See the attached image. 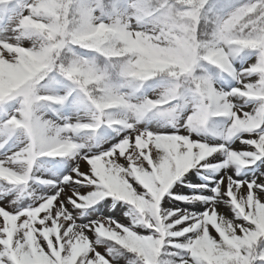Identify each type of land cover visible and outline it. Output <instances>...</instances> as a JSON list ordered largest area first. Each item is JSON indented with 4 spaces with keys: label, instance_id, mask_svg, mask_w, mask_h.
I'll use <instances>...</instances> for the list:
<instances>
[{
    "label": "rangeland",
    "instance_id": "374dc122",
    "mask_svg": "<svg viewBox=\"0 0 264 264\" xmlns=\"http://www.w3.org/2000/svg\"><path fill=\"white\" fill-rule=\"evenodd\" d=\"M210 2L211 0H146L145 3L144 0H0V72L6 71L9 76L3 79L0 77V104H2L0 105V201H8L10 211L20 210L28 205L34 208L49 196V190L52 187L49 185L50 183L69 174L72 162L80 166H83L84 163L81 156H76L74 161L59 157L40 158L39 146H32L27 130L22 127L9 125V128L15 127L16 131L12 136L5 134L6 119H10L13 115L18 120L22 119L16 109L20 107V101L23 99L22 97L9 98L7 93L33 77H39L42 73L46 74L43 78L35 81L36 95L50 97V99H47L43 106L37 104L35 115L41 121L47 122V135L55 137L57 129L62 128L66 123L75 125L95 120L98 122L97 126H107L109 123L119 125L121 121H126L132 129L130 135L135 137V141L130 144L128 140H125L120 145L121 157L131 160V171L141 183L147 184L148 182L145 173L138 167V165L147 167L144 163L143 150L152 145L150 154L153 157L156 156L157 148L168 147L174 148L176 151L177 141L180 138L179 136H163L158 139L156 137L144 139L138 133L145 132V130H159L166 134L178 132L180 136H192V138L210 146L225 145L237 153L254 151L253 146L241 141L255 138V134L249 135L247 131L243 130L244 127L255 128L256 125L264 122V107H262L264 106V55H262L264 41L258 39V37L264 36V13L239 11L242 6L249 4H255L259 8L260 0H219V5L223 6L220 26L227 25L223 33L219 34L217 33V17L212 13L204 15L202 11L204 6ZM81 3L90 10L91 16L95 18L92 21L93 24H98L102 20L105 24L127 25L123 32L118 29L115 32L122 40L129 41L128 46L131 51L108 58L81 48L77 44L71 45L74 52L82 59H94L100 69L108 67L109 82L115 87L116 92L124 97L127 104L140 106L148 101H159L153 105L156 111L168 113L175 109V126L153 113H148L143 120L138 121L133 109L125 111L119 106H112L104 108L103 115H101V110H97L94 106L89 109L74 103L77 92L86 100H88L89 92L97 101H100V97L103 95L98 90L100 86L95 83V76L92 73L86 72L81 77L80 84H74L60 74L61 65L67 67L72 60L77 58L72 51H69V41L72 33L86 19V17L82 18L79 11ZM56 4L60 5V8L55 10L59 13L58 23L65 35H57L54 40H49L47 37L50 26L57 22L56 18L51 15V10ZM74 5L76 7H73ZM193 5L201 9V12H196ZM151 6L158 9L153 15H150V11L148 12V8ZM230 11L235 14L226 15ZM185 13H193V15H185ZM229 20H231V25L226 23ZM25 26L37 34L23 35ZM183 28L189 29V32H183ZM137 33H142L139 40ZM214 33L225 38L216 39ZM233 36L243 42H236L233 40ZM145 37L150 39H145ZM180 37H184L186 42L177 43L176 40ZM168 38H172L171 43ZM53 44L58 47L53 50L51 69H46L27 51L31 49L38 52ZM196 45L201 46L196 48V52L201 57L206 54L205 47L216 52L217 55L213 57L215 63L201 59L195 66H192L191 76L180 73L177 77H172L169 69L175 68L179 73V66L186 63L181 57L174 54V50L180 48L193 56V47ZM123 47L122 43L117 44L118 49ZM162 49L168 51L162 52ZM220 49L223 51L221 52ZM138 59L143 63L136 70L144 73L143 79L123 77L111 72L113 66L129 61L135 64ZM165 63L169 65V68L163 67ZM51 77H55V80H52ZM132 80L142 86L129 87V81ZM83 81H88V83H83ZM197 84L200 85V91L203 92V105H200L201 97L197 91ZM68 87H74L76 91L68 97L62 106L56 102L55 98L64 97L68 92ZM185 92H188L189 95L187 99H182ZM192 94L197 96L195 101L192 99ZM201 107L207 108L211 113L208 130L190 134V129L195 125L196 114L201 110ZM181 108L182 110H180ZM224 111L236 113V117L242 122V126L236 127V129H240L238 132L233 129L236 117H226L221 114ZM244 113H248L249 116H245ZM109 115L112 116L111 122L108 119ZM230 131H233L231 137ZM98 133L102 137L98 144L88 138L89 130L82 129L79 134L63 131L60 133V137L61 139L71 137L73 141L85 146L84 151L95 153L108 147L116 140L113 131L107 127L98 130ZM121 134H127L126 130ZM259 150L264 152V146H261ZM125 153H130V155L126 156ZM223 159L224 157L221 156L220 160L213 161V163H221ZM30 161H34L31 166ZM90 163L96 174L101 176L113 193L126 199L125 196L116 193L118 186L114 181L117 177L121 182L120 173L124 171V168L113 171L121 163L120 157L109 153L107 156L96 157ZM259 164L260 162L257 161L255 165H249L242 173L243 178H264L261 176V172H264V165L257 167ZM224 171L235 176L236 169L233 166L229 169L212 172L210 168H194L186 174L194 179L186 178L183 182H177L173 186V191L176 195L206 194L215 186V182ZM14 173L27 176L24 184L25 196L21 199L11 190V186L18 181V176ZM226 183L227 176H225V185H221L222 189H225ZM123 184L125 189H129L127 182ZM193 184L203 187H191ZM61 188H63L62 184ZM63 195L64 193L61 192V196ZM164 200L173 204L172 209L183 208L185 204H189V202L176 199L175 196L166 195L162 200V208ZM198 203L202 204L203 201ZM51 204L52 202L48 201L40 214H43ZM249 207H251L250 201ZM130 210V205L118 201L116 205H109L107 213L97 212L95 215L97 220L104 223L105 228L115 229V232H112L115 239L120 229L116 228L114 221L117 219L124 224L129 223L131 226L133 217L126 215ZM193 210L195 209L186 211ZM55 211L56 209H53V214ZM89 211L91 212V209ZM223 212L225 215H232L230 206H224ZM0 215L4 216L3 222L12 227L16 226L17 217L5 212H0ZM104 215H110L112 221H108ZM73 216H78V212L74 211ZM23 218L20 217V219ZM254 219L257 227L264 230V206L259 203L255 207ZM81 221L88 222L85 217H81ZM61 223L64 222L61 221ZM76 223L79 224V220ZM148 231L150 230L145 229V234ZM85 234L87 235V233ZM126 242L130 246L138 243L134 237H130ZM203 242L211 243L208 240ZM85 243L74 244L72 259L67 264H73ZM94 243L95 241H93ZM105 243H108L115 253L109 257L112 264H131V261L137 259L122 255L120 253L121 246H118V251L115 252L116 246L111 241ZM105 254L107 255V252ZM176 254H179V251L169 247L166 253H162V256L163 258L173 256L175 258L178 256ZM57 259H59V254H57ZM19 264H50V261L44 253L34 251L31 259L24 258Z\"/></svg>",
    "mask_w": 264,
    "mask_h": 264
},
{
    "label": "snow or ice",
    "instance_id": "6c2138e0",
    "mask_svg": "<svg viewBox=\"0 0 264 264\" xmlns=\"http://www.w3.org/2000/svg\"><path fill=\"white\" fill-rule=\"evenodd\" d=\"M73 7H76V5ZM59 8L60 5L56 4L51 10V15L56 18L57 22L50 26L47 37L49 40H54L57 35H65L58 23L59 13L55 10ZM193 8L196 12H201V9L197 8L196 5H193ZM245 10L264 13V0H260L259 8L255 4H249L239 9V11ZM79 11L82 18L86 17V19L72 33L69 41V51H72L77 58L72 60L67 67L61 65L60 74L74 84H80L81 77L86 72L92 73L95 76V83L100 86L98 90L103 95L100 97V101H97L89 92L87 94L88 100H86L77 92L74 103L89 109L94 106L97 110H101V115H103L102 110L104 108L112 106H119L125 111L133 109L135 118L138 121L143 120L148 113H153L175 126V109L168 113L158 112L153 108V105L157 104L156 101H148L140 106L127 104L124 97L119 95L115 87L109 82L110 71L108 67L100 69L94 59H82L74 52L71 45L78 44L81 48L110 58L112 56L105 52L107 45L102 43L104 37L93 36L92 32L97 28L103 29L105 25L114 31L118 29L120 32L127 28V25L119 23L116 25L105 24L102 20L98 24H93L92 21L95 18L91 16L90 10L82 3L79 5ZM202 11L204 15L214 14L218 20L217 25L220 26L223 6L219 5V0H211L210 3L204 6ZM185 15H193V13H185ZM225 27L227 25L219 27V34L223 33ZM22 34L31 36L37 33L32 32L28 26H25ZM258 39L264 41V36H260ZM242 42L238 41V43ZM57 47L53 44L38 52L31 49L27 51L46 69H51V57L53 50ZM161 51L168 50L162 49ZM174 54L181 57L186 63L179 66V73L175 68H170V75L177 77L180 73H184L191 76L192 66L195 64L193 56L180 48L175 49ZM215 55L217 53L210 50L205 60L212 61L211 58ZM142 63V60L139 59L135 61V64L129 61L113 66L111 72L123 77L143 79L144 73L136 70ZM163 67L169 68V65L165 63ZM45 74L42 73L39 77L27 80L18 88L9 90L7 93L9 98H23L20 101V107L16 109L22 119L18 120L15 115L10 119H6L5 134L12 136L16 131L15 127L9 128V125L22 127L27 130L32 146H39L40 158L59 157L74 161L76 156H81L84 163L83 166H80L72 162L69 174L56 182L50 183L49 185H52V187L49 190V196L34 208L28 205L20 210L10 211L8 201H0V212L17 217L16 226L12 227L3 222L4 216L0 215V264H19L24 258L31 259L34 251L47 255L50 264H67L72 259V248L77 242L86 243L79 255L75 257L73 264H112L109 257L115 255V253L112 247L105 243L106 241H113L116 245L121 246L123 250L134 254L137 259L131 261V264H170L169 261L161 259L162 253H166L169 247L179 251V255L174 258L176 264H209V261L200 253V245L205 240L211 242L212 254L221 258L223 264H264V230L257 227L254 219L256 204L259 203L264 206V178L246 179L242 176L249 165H255L257 161L260 162L257 167L264 165V152L259 150L261 146H264V122L256 125L255 128L252 126L243 128L249 135L255 134V138L241 141L253 146L254 151L241 153L230 150L221 144L210 146L192 138V136H180L178 132L166 134L159 130H145V132L138 133L144 139L148 137L158 139L163 136L180 137L175 152L157 148L156 156L153 157L150 154L152 145L143 150L144 163L147 167L139 165L138 167L141 168L148 179L147 184H144L137 180L132 173L131 160L121 157L120 145L125 140H128L130 144L135 141V137L130 135L132 129L126 121H121L119 125L109 123L107 126H97L98 122L95 120L90 123H77L75 125L66 123L62 128L57 129L55 137L47 135V122L41 121L35 115L37 104L43 106L46 100L43 102L39 100L34 86L35 81L43 78ZM51 79L55 80V77H51ZM83 83H88V81H83ZM128 86L136 88L142 85L132 80L129 81ZM247 87L250 88L251 86ZM75 91L74 87H68L67 94L64 97H56V102L63 106L68 97ZM197 91L201 97L200 105H203V92L200 91V87H197ZM188 95L189 93L185 92L181 98L187 99ZM192 99L193 101L197 99L196 94H192ZM210 114V110L201 107V110L196 114L195 125L192 126V129L197 130L196 132L207 131ZM223 115L236 117V113H230L229 111H224ZM244 115L249 116L248 113H244ZM108 119L111 122L112 116L109 115ZM237 119L239 120L236 117L234 122ZM189 123L191 124V120ZM105 127L113 131L116 140L108 147L95 153L84 151L85 146L73 141L71 137L66 139L60 137V133L63 131L79 134L82 129L89 130L88 138L98 144L102 139L98 130ZM233 129L235 132L240 130L235 127ZM125 130L127 134H121ZM231 135H233V131H230V137ZM109 153L120 157L121 163L113 171L124 168V171L120 173L121 183L127 182L129 191L133 194L132 199H123L121 196L114 194L101 179V176L94 171L90 161L96 157L107 156ZM125 155L128 156L130 153H125ZM221 156L224 157L223 161L214 164L213 161L220 160ZM33 162L30 161V166ZM162 164L171 173L167 180H163L160 175ZM233 166L236 169L235 176L230 175L228 171H224L215 182V186L206 194L176 195L173 191V186L177 182H183L186 178L194 179V177L186 176L194 168H210L212 172H218L221 169H229ZM14 175L18 176V181L11 186V190L21 199L25 196L24 184L27 176L17 173H14ZM225 176H227V183L225 189H222L221 185H225ZM261 176H264V172H261ZM61 184L63 188H61ZM191 187L203 186L193 184ZM61 192L64 193L63 196H61ZM166 195L175 196L178 200L189 202V205L183 208L171 209L168 207L170 201L164 200L162 208V200ZM134 199L137 201L136 203L132 202ZM48 201L52 202L51 206L43 214H40ZM101 201L103 203H100ZM118 201L131 206L130 212L126 215L132 216L133 220L130 226L129 223L124 224L116 219L114 222L120 232L115 239H112L106 236L105 233L115 232V229L105 228L104 223L97 220L95 214L97 212L107 213L109 205H116ZM140 201H143V203L141 204ZM201 201H203L202 204L198 203ZM249 201L251 207H249ZM224 206H230L232 215L224 214ZM188 207L195 210L188 212L186 211ZM53 209H56L55 214H53ZM74 211L78 212V216H73ZM104 216L108 221H112L110 215ZM20 217L24 218L20 219ZM81 217H85L88 222H82ZM213 217H215L214 220ZM77 220H79V224L76 223ZM61 221L64 223H61ZM145 229L150 231L145 234ZM130 237H134L138 241L137 246H130L126 242ZM93 241H95L94 244ZM57 254H59V259H57Z\"/></svg>",
    "mask_w": 264,
    "mask_h": 264
},
{
    "label": "clouds",
    "instance_id": "9594fccd",
    "mask_svg": "<svg viewBox=\"0 0 264 264\" xmlns=\"http://www.w3.org/2000/svg\"><path fill=\"white\" fill-rule=\"evenodd\" d=\"M235 13H233L232 11L226 13V15H229V16H232L234 15ZM228 25H231V20L227 21L226 22ZM219 27L217 25V33H219ZM183 32L185 33H188L189 32V29L187 28H183L182 29ZM217 33H214V37L216 39H224L225 37H222L221 35H218ZM92 35L93 36H103L104 39L102 41L103 44L107 45V47L105 48V52L108 54V55H111V56H120L122 53H127L129 51H131V48L128 46L129 44V41L127 39H121L119 37V35L113 30V29H110L107 27V25H105V27L103 29H100V28H97L95 29L93 32H92ZM130 35V34H129ZM137 39L139 40L142 36V33H137ZM233 40H235L236 42H238V38H236L235 36L232 37ZM145 39H150V38H147L145 37ZM157 39H159V37H157ZM169 39V42L171 43L172 42V38H168ZM177 43H181V42H186L184 37H180L179 39L176 40ZM118 43H122L124 45V47L122 49H118L117 48V44ZM197 47H201L200 45H196L193 47V58L195 60V64L193 66H195L201 59L205 60V58L208 56L209 54V51L210 49H208L207 47H205V52L206 54L201 57L199 55L198 52H196V48ZM220 51L222 52L223 49H220ZM214 57V56H213ZM213 57L211 58L212 62L215 63V60L213 59ZM197 87H200L199 84H197ZM47 99H50V97H46V96H39V100L41 102L47 100ZM157 103H159V101H156ZM223 115V113H221ZM237 126H242V122L240 120H236L233 124V127H237ZM197 130H194V129H190V134L193 133V132H196ZM203 147V145H202ZM133 203H136L137 201L134 199L132 201ZM140 203L142 204L143 201H140ZM215 219V217H213V220Z\"/></svg>",
    "mask_w": 264,
    "mask_h": 264
},
{
    "label": "trees",
    "instance_id": "16d2710c",
    "mask_svg": "<svg viewBox=\"0 0 264 264\" xmlns=\"http://www.w3.org/2000/svg\"><path fill=\"white\" fill-rule=\"evenodd\" d=\"M145 1L146 0H144V3H145ZM156 11H158V9L155 6H151L150 8H148V12L151 13V14H154ZM209 76H210V74H209ZM0 77L2 79L3 78H8L9 77L8 76V72L1 71L0 72ZM177 147H178V145H177ZM163 149H166L169 152H175L174 148H168L167 147V148H163ZM160 175L163 178V180H167L170 177V175H171V173L169 172L168 168L165 165H163V164L161 165V168H160ZM116 179H117V181H120L117 177H116ZM120 187H121V191H120L119 194L124 195L127 199H132L133 194L129 191V189H125L124 184H120ZM105 235L112 238V233L106 232ZM111 242L116 246L115 252L118 251V246L119 245H116L113 241H111ZM132 246L133 247L137 246V243L135 245H132ZM212 252H213V248H212V244L211 243H209V242H202L201 243V245H200V253H201V255H203L209 261V264H223V261L221 260V258H219L217 256H214L212 254ZM120 253L122 255L126 256V257H131V258L135 257L134 254L129 253V252H127V250H123L122 248H121ZM176 255H179V254H176ZM173 257L163 258V256H161V259H163L165 261H169L170 264H176V261H175V259Z\"/></svg>",
    "mask_w": 264,
    "mask_h": 264
},
{
    "label": "bare ground",
    "instance_id": "6f19581e",
    "mask_svg": "<svg viewBox=\"0 0 264 264\" xmlns=\"http://www.w3.org/2000/svg\"><path fill=\"white\" fill-rule=\"evenodd\" d=\"M169 205H170V206H169V208H171V209H172V208H173V207H172V206H173V204H169ZM188 205H189V204H185V205H184V207H185V206H188ZM174 206H175V204H174ZM189 209H192V207H188V210H189Z\"/></svg>",
    "mask_w": 264,
    "mask_h": 264
}]
</instances>
